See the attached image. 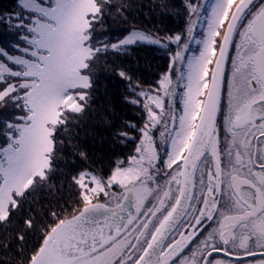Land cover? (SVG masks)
I'll return each instance as SVG.
<instances>
[{
	"label": "snow or ice",
	"instance_id": "6c2138e0",
	"mask_svg": "<svg viewBox=\"0 0 264 264\" xmlns=\"http://www.w3.org/2000/svg\"><path fill=\"white\" fill-rule=\"evenodd\" d=\"M0 264H264V0H0Z\"/></svg>",
	"mask_w": 264,
	"mask_h": 264
}]
</instances>
